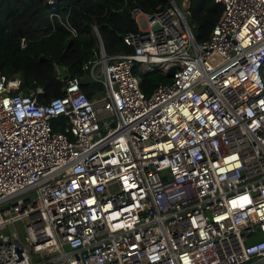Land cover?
Returning <instances> with one entry per match:
<instances>
[{"label": "built area", "instance_id": "built-area-1", "mask_svg": "<svg viewBox=\"0 0 264 264\" xmlns=\"http://www.w3.org/2000/svg\"><path fill=\"white\" fill-rule=\"evenodd\" d=\"M214 1L202 41L173 0L131 7L129 52L97 38L83 66L94 98L0 73V264H264V0ZM172 66L144 94L139 74Z\"/></svg>", "mask_w": 264, "mask_h": 264}, {"label": "trees", "instance_id": "trees-1", "mask_svg": "<svg viewBox=\"0 0 264 264\" xmlns=\"http://www.w3.org/2000/svg\"><path fill=\"white\" fill-rule=\"evenodd\" d=\"M173 1L186 2V19L194 39L208 38L222 5L214 0ZM167 4L168 0H55L51 9L46 0H0V73L18 76L23 94L39 88L37 99L41 102L60 96L71 78L77 79L89 99L94 98L101 85L83 66L95 58L97 38L105 54L127 53L130 49L123 44L122 35L136 30L131 7L152 13ZM52 11L57 17H49ZM65 16L74 36L60 24ZM139 77L146 95L157 84L170 81L159 71L143 72Z\"/></svg>", "mask_w": 264, "mask_h": 264}, {"label": "rangeland", "instance_id": "rangeland-1", "mask_svg": "<svg viewBox=\"0 0 264 264\" xmlns=\"http://www.w3.org/2000/svg\"><path fill=\"white\" fill-rule=\"evenodd\" d=\"M183 4L186 5V2L183 3ZM183 4L180 3V1H177V2H176V5H178L182 10L185 9V6H184ZM99 70H100V66L97 65V66L95 67V71H94L95 74L98 75ZM102 122H105L106 125H101V126H100V130H101V131H104V130L107 128V125H108V123H109V118H105V119H103V121H100V124H101ZM30 195H32V194H30ZM14 226H15L16 231H17V233L19 234V236H21V233H22V223H21V221H18V220L15 221ZM32 259H33L34 261H36L38 258H37V256L32 255Z\"/></svg>", "mask_w": 264, "mask_h": 264}, {"label": "water", "instance_id": "water-1", "mask_svg": "<svg viewBox=\"0 0 264 264\" xmlns=\"http://www.w3.org/2000/svg\"><path fill=\"white\" fill-rule=\"evenodd\" d=\"M155 28H157V26H155ZM175 69H176V66H172V67H170V68L166 71L165 76H166L167 78H171L172 75H173V73H174V70H175Z\"/></svg>", "mask_w": 264, "mask_h": 264}]
</instances>
